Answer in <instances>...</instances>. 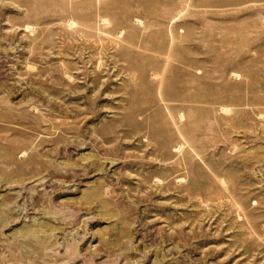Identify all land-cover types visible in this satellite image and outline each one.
I'll use <instances>...</instances> for the list:
<instances>
[{"label":"rangeland","instance_id":"374dc122","mask_svg":"<svg viewBox=\"0 0 264 264\" xmlns=\"http://www.w3.org/2000/svg\"><path fill=\"white\" fill-rule=\"evenodd\" d=\"M0 264H264V0H0Z\"/></svg>","mask_w":264,"mask_h":264}]
</instances>
